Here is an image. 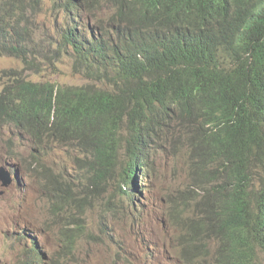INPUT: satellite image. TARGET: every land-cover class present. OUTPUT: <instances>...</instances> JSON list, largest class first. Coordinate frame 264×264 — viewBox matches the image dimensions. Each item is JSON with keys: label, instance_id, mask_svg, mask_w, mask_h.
<instances>
[{"label": "trees", "instance_id": "16d2710c", "mask_svg": "<svg viewBox=\"0 0 264 264\" xmlns=\"http://www.w3.org/2000/svg\"><path fill=\"white\" fill-rule=\"evenodd\" d=\"M49 1L51 28L36 36L29 17L41 2L29 9L25 0H1L0 55L26 69L66 57L87 82L33 81L10 70L0 89V126L25 138L23 147L46 137L68 141L87 160L96 189L116 172L134 212L128 190L138 189L136 170H149L160 132L182 127L196 159L191 184L203 180V211L188 214L189 197L171 193L156 241L174 255L160 258L144 245L141 264H259L264 0ZM35 249L30 242L28 252L40 259Z\"/></svg>", "mask_w": 264, "mask_h": 264}, {"label": "rangeland", "instance_id": "374dc122", "mask_svg": "<svg viewBox=\"0 0 264 264\" xmlns=\"http://www.w3.org/2000/svg\"><path fill=\"white\" fill-rule=\"evenodd\" d=\"M25 2L30 9L33 0ZM51 5L49 0L33 4L29 18L36 36L51 28ZM10 70L33 81L73 86L87 82L66 57L54 65L26 69L19 59L0 55V89ZM188 132L193 134L194 128ZM159 137L149 170L135 172L138 189L128 190L134 194V212L114 174L101 188L92 185L87 160L68 141L46 137L40 144L23 147L25 138L0 126V167L6 173L0 176V264H141L144 245L160 258L174 255L169 245L163 249L156 241L163 205L171 193L182 190L189 197L188 214L202 212L203 180L191 184L190 165L196 159L190 158L189 136L182 127H168ZM168 232L171 237L179 235L175 229ZM30 242H36L40 259L28 252ZM257 253L259 264H264V251Z\"/></svg>", "mask_w": 264, "mask_h": 264}, {"label": "water", "instance_id": "95a60500", "mask_svg": "<svg viewBox=\"0 0 264 264\" xmlns=\"http://www.w3.org/2000/svg\"><path fill=\"white\" fill-rule=\"evenodd\" d=\"M4 173H5L4 167L1 166V167H0V176H3ZM5 174H6V173H5ZM6 183H7V181H4V184H6Z\"/></svg>", "mask_w": 264, "mask_h": 264}, {"label": "clouds", "instance_id": "9594fccd", "mask_svg": "<svg viewBox=\"0 0 264 264\" xmlns=\"http://www.w3.org/2000/svg\"><path fill=\"white\" fill-rule=\"evenodd\" d=\"M42 1H43V0H39V2H42ZM157 238H159V239L161 238V232H159V235L156 237V239H157Z\"/></svg>", "mask_w": 264, "mask_h": 264}, {"label": "bare ground", "instance_id": "6f19581e", "mask_svg": "<svg viewBox=\"0 0 264 264\" xmlns=\"http://www.w3.org/2000/svg\"><path fill=\"white\" fill-rule=\"evenodd\" d=\"M114 174H116V172H115ZM182 201H183V200H182ZM135 214H137V216H139L138 213H135Z\"/></svg>", "mask_w": 264, "mask_h": 264}]
</instances>
